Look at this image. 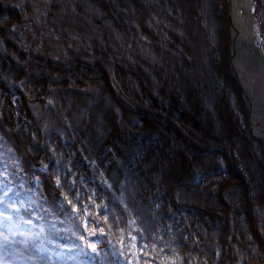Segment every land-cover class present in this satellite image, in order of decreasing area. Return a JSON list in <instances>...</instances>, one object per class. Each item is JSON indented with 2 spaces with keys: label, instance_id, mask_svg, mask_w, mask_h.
<instances>
[{
  "label": "rangeland",
  "instance_id": "obj_1",
  "mask_svg": "<svg viewBox=\"0 0 264 264\" xmlns=\"http://www.w3.org/2000/svg\"><path fill=\"white\" fill-rule=\"evenodd\" d=\"M141 1L146 3V0ZM141 1L106 0V4L103 5L100 0H0V10L12 7L17 11L11 16L16 25L10 29L7 35V39L12 45L0 46V59L4 58L5 65L11 68V59H24L27 52L24 50L25 48L23 49L17 44L23 40L24 31L29 27H35L34 32L39 30L42 34L46 53H36L35 60H32L31 63L36 62L38 56H42L45 61L62 66V69L70 64H80L79 67L85 69L86 63L92 66L98 65L92 60L98 56L109 71L117 74L115 73L117 66H125L126 62L120 59L110 61L98 42V39L104 37V31H102L104 28L94 27L92 29L89 26L88 29L87 25L89 24H86V16L91 14L94 16L90 18L91 22L102 24L105 27L110 24V21L106 16H100L101 9L114 11L125 8L132 15L131 28H133V20H135L141 28L146 27L149 34L147 36L133 34L130 28L122 29L118 21L119 36L124 39L119 42L134 51L142 49V51L134 53L136 57H139L141 64L156 68L163 75V69L154 66L153 58L149 56L151 54L148 52L145 41L149 38L150 45H152L151 19L148 17L144 21L142 8L146 5L142 6ZM167 1L161 0L162 3L159 5L154 1L150 4L152 7L158 5L161 8L159 13L163 21L164 39L170 41L175 33L171 27L173 20L170 14L162 11V6ZM178 1L180 4H177L180 11L178 16L192 14L194 2L202 5L204 21L201 23L205 29H211L213 38L221 49L216 55V61H212L211 53L206 51L208 46L201 36L205 49L198 50L194 39L195 55L190 59H184L185 63L193 62V60L198 61V66L193 74H198L205 81L203 86L205 95L202 102L208 109L207 119L209 122L206 128L209 130L220 129L219 137L217 136L220 140L215 139V143H217L215 147L209 146L210 150L217 149L213 152L222 157L220 158L221 166L219 165L218 168L223 167L231 170L236 168L237 172L240 171L239 168H261L260 176L263 177L264 152L259 143L264 145V142L254 136L249 120L250 112L247 109L243 91L232 73L230 50L232 21L228 0ZM255 3L257 6L255 26L260 38L259 47L264 54V0H255ZM132 5H134L133 8ZM176 11L177 9L172 7V15ZM1 14L0 11V17ZM26 15H29L28 19ZM220 15L221 18H219ZM3 17L2 20L5 22L10 20L7 15L6 19L5 16ZM104 23L107 24L104 25ZM96 29L102 31L99 36L95 35ZM109 37L111 34H107L105 40ZM35 43H37L36 40H31V45ZM26 45L31 48L30 43ZM106 58H108V62L105 60ZM94 67L100 68L99 65ZM99 71L97 72L99 73ZM117 75L120 80L122 76L125 81L114 84L117 88L115 91L111 86L110 79L107 76H102V79L98 81L99 89L90 86V95L103 100V103L114 105L116 111L125 116H132L125 133L126 138L130 141V137L133 135L129 132L136 125V118H142L136 113L133 115L126 112L123 105L134 109H145L149 105L145 101L146 105L140 107L127 100L125 83H127V79L133 80L132 82L136 80L133 77H128L122 70ZM100 76V74H94L93 78ZM172 78L174 76L168 74L167 78L164 76V80L162 78L160 82L166 89H178V87L169 86ZM136 86L139 87V83ZM77 89L78 87L71 90H64V88L59 91L53 90L40 96V99H36L35 102L29 103V106L33 109L40 106V109L34 110V114L39 116L41 108L50 110V106L57 105V100L60 97L66 100ZM93 101L86 102L85 107L88 105L95 109L96 106L90 104ZM103 109L100 108L102 114ZM26 111H28V120H21V123L22 130L25 128L24 136L30 147L21 141L19 136L17 139L9 133L8 138L0 130V185H3L5 192L15 199L16 203L10 204V211L12 214L25 217L28 234L32 239H35V242H28L23 236L6 234L5 241L20 243L19 249L29 260L39 263L34 249L50 245L52 254L49 258L53 264H264V215L262 214L264 200L257 207L258 199L255 198V210L243 213L248 205H240L235 211L227 207V202L220 206L210 203L213 200L212 195L217 197L219 193L218 187L214 186L215 183L210 186L195 184L192 189H184L182 184L179 186L182 189L176 188V191L172 190V193L187 192L192 203H181V200H175L173 197H158L157 192L152 193L148 186L144 192L141 185L144 179H141V173L135 176L137 186L136 190L134 189L135 192L133 190V197L118 195L111 188L108 190L111 192L105 191L93 182H83L77 186L76 179L68 172L65 173L63 168H58L54 161L46 163L43 159L42 153H44L43 148L47 144L46 141L53 139L52 131L49 130L48 125L51 114L47 117H35L31 115L29 108ZM162 113L164 117H172V109L169 106L164 107ZM44 114L49 113L45 112ZM156 117H159L158 113L150 110L149 115H144L143 118L152 120ZM29 120L32 121L29 122ZM228 123L237 130L235 135L230 133L231 128ZM192 135L200 137L197 140L200 143L203 138L209 143L212 142L210 135L202 133H193ZM245 135L246 140L244 139ZM15 144H18L21 149L18 150ZM205 144L207 143L205 142ZM64 146L66 147V144ZM143 146L146 145L140 142L138 151L142 155L144 149L140 147ZM195 146L205 149L198 142L195 143ZM230 151L237 153L244 167L239 165L238 160L232 158ZM192 153L200 155L193 159L195 161L193 166H197L196 164L201 160L211 161L214 157L207 152H199L198 149ZM175 159L174 156V161ZM39 168L50 169L43 172ZM195 169V173L189 177L192 180L198 176V167ZM56 171L62 176L57 177ZM208 174L207 178H215L214 175H210L212 171H208ZM241 175L242 177L246 176L244 173ZM92 176H94L93 172ZM179 177L183 178L184 175L180 173ZM230 177L228 184H234L231 194L245 195L248 185L245 186L242 180H235L234 172L230 173ZM225 180L228 181V179ZM200 188L205 189V192L199 191ZM261 188H264V182H261ZM140 189L142 194L139 193ZM199 193L206 195L197 197ZM141 196L144 198L143 201L140 199ZM4 197V194H0V201ZM161 202H164L167 211H162ZM146 217L155 219L151 224H147L145 223ZM180 219L186 220L188 225L186 230L177 225ZM196 219L201 221L200 226L196 224ZM188 232L192 233L190 234L192 238H189ZM183 238L189 239L187 246H183ZM93 244L95 251L91 247ZM1 245L4 247L0 258L6 260L3 256L11 252V249L6 243L0 242ZM13 246L16 245L13 244ZM78 251L79 253H76ZM66 253L75 254L73 259L79 261L70 263L71 258L63 255ZM181 256L184 257L181 258ZM11 262L24 264L25 260L12 257ZM43 264L51 263L44 262Z\"/></svg>",
  "mask_w": 264,
  "mask_h": 264
},
{
  "label": "trees",
  "instance_id": "obj_2",
  "mask_svg": "<svg viewBox=\"0 0 264 264\" xmlns=\"http://www.w3.org/2000/svg\"><path fill=\"white\" fill-rule=\"evenodd\" d=\"M100 1L103 5L106 4V0ZM153 1L158 5L162 3L161 0H146V3L141 1L142 6L146 5V7L142 8L144 21L148 17L151 19L150 34L152 35L151 39H153L152 45H150L149 38L145 42H147V49L151 54L149 56L153 58L154 66L163 69V75L160 74L158 69L141 64L139 57H136L134 53L140 52L142 49L134 51L119 42L124 41V39L119 36L118 21L122 29L130 28L133 34L136 33L142 36L149 34L147 28H141L140 24L135 20H133V28H131L132 15L125 8L114 11L101 9L99 12L100 16H106L107 20L110 21L108 25L104 23L105 27L102 24L91 22L90 18L94 17L91 14L86 16V24H89L87 25L88 29L89 26L92 29L94 27L104 28L102 30L104 31V37L98 39V42L110 61L113 62L120 59L126 62L125 66H117L115 73L120 74L122 70L125 71L128 77H133L136 80L132 82L133 80L127 79V83H125L127 100L140 107L144 106L145 101L149 105L145 109H134L123 105L126 112L133 115L136 113L142 118H136V125L129 132V134L133 135L130 137V141L126 138L125 133L129 119L132 116H125L123 113L116 111L114 105L103 103V100L90 95V86L99 89L98 81L102 79V76H107L110 79L114 91L117 89L114 84L125 81V79L121 76L120 80L119 75L109 71L108 67L103 64L98 56L92 59L100 66L98 69L94 67L98 65L92 66L88 63H86L85 69L79 67L80 64L66 65L62 69V66L45 61L42 56H38V60L33 62L34 64L31 63L32 60H35L36 53L46 52L40 31L34 32L35 27L26 25H22L23 27H29L28 30L23 32L22 41L24 42L21 41L17 44L23 49L25 48L24 50L27 52L24 59H9L12 68L5 65L3 57H1L3 58L2 60L0 59V130L9 138V132L6 128L8 126L17 133L21 141L30 147L26 142L27 140L24 136L25 128L22 130L21 123V120H28L27 108H29L31 115L35 117H47L51 114L48 125L49 130L52 131L53 139L46 141L47 144L43 148L44 153H42L43 159L46 163L54 161L58 168H63L65 173L68 172L69 175L76 179L77 186H80L83 182H93L105 191L111 188L118 195L123 194L126 197L127 195L133 197V190L137 186L135 176L141 173V179H144L143 184H141L144 192L148 186L149 190L152 193L157 192V196L160 198L164 196L173 197L175 200H181V203L191 204V198L187 192L183 191L179 194L175 192L173 194L172 190L176 191V188H180L179 186L182 184L184 189H192L195 184H207L210 186L215 183L214 186L218 187L219 193L217 197L212 195L213 200L210 203L214 206H220L227 202V207L235 211L238 206L244 204L248 205V207L243 213L252 212L255 210V198L258 199L257 207L264 200V188H261V182H264V173L262 174L263 177H261V168H239V172L236 171V168L232 170L223 167L218 168L221 166L220 158L222 157L217 156V153L213 152L217 149L210 150L209 146L215 147L217 144L215 139L220 140L218 138L220 129L209 130L206 128L209 122L207 119L208 109L202 102V98L205 95L203 91L205 81L198 74H193L198 66V61L193 60V62L185 63L184 60L185 58L190 59L195 55L194 39L197 45L199 44L198 50L205 49L201 38L199 40L196 39L192 28V20L198 21L197 16H200L202 22L204 21L202 5L194 2L192 14L188 13L181 16L175 13L172 15V7L180 13L177 7V4H179L178 0H168L162 6V11L170 14L173 20V26L171 25V27L175 33L174 37L168 41L164 39L163 21L159 13L161 8L158 5L152 7L150 3H154ZM131 7L133 8L134 5ZM0 11L2 13L0 17V46L12 45L8 41L7 35L10 29L16 25L11 16L17 11L12 7L4 8ZM6 15L10 19L7 22L2 20L3 16L6 19ZM28 17L29 15H26L27 19ZM219 18H221V15ZM102 31L96 29L95 35L99 36ZM107 34H111V37L105 40ZM31 35L32 37H30ZM201 35L208 46L207 53H211L212 61H216V55L221 49L217 46L211 29H206ZM31 40H36L37 43L31 45ZM27 43H30L31 48L26 45ZM108 58L105 59L107 62ZM135 71L137 72L134 73ZM94 74H100L101 76L93 78ZM168 74L174 76L169 86L178 87V89H166L163 83L160 82L162 78L164 80V76L167 78ZM138 83L139 87L136 86ZM74 87H78L75 93L66 100L60 97L56 106L49 105L50 110L41 108L39 116L34 114V110L40 109V106L34 107V109L29 106V103L35 102L36 99H40V96L46 95L53 90L59 91V89L62 90L63 88L64 90H71ZM135 92L136 94H133ZM89 100H94L90 104L96 106L95 109L90 108L88 105L85 107L86 102ZM166 106L172 109L171 118L164 117L162 113ZM101 107L104 108L103 114L100 113ZM150 110L157 112L159 117L152 120L144 119V115H149ZM45 112L49 114H44ZM25 113H27V116H25ZM228 124L231 128L229 130L230 133L235 135L237 130L231 127L230 123ZM28 126L30 125L28 124ZM193 133L210 135L212 142L209 143L203 138L200 143L197 141L200 137L193 136ZM244 139L246 140V135ZM140 142L146 145L140 147L144 149L143 155L138 151ZM196 142L205 149L195 146ZM64 144H66V147ZM15 145L18 150L21 149L18 144ZM259 146L264 152V145L259 143ZM195 149H198L199 152H207L209 155H214L213 160H208V162L201 160L196 164L197 166H193V164L195 165L193 159L200 156L198 154L193 155L192 152ZM230 152L232 158L238 160L239 165L243 166L237 153L235 151ZM174 156L176 162L174 161ZM197 167L198 176L195 180H192L189 177L195 173V168ZM49 169L41 170L47 172ZM208 171H212L210 175H214L215 178H207L209 175ZM92 172L94 176H92ZM231 172H234L235 180H242L245 186L248 185V191L245 195L231 194L234 186V184H228ZM180 173L184 175L183 178L179 177ZM241 173H244L247 178L246 176L242 177ZM55 174L57 177L62 176L57 171ZM225 179H228V181ZM199 191L205 192V189L200 188ZM139 193L142 194L141 189ZM205 195L204 193H199L197 197ZM140 199L143 201V196ZM161 203L162 211H167L164 202ZM262 214L264 215V210ZM154 219L146 217L147 221L145 223L151 224ZM195 222L198 226L202 224L198 219ZM177 225L185 230L188 227L186 220L182 219ZM190 234L192 233L188 232L189 238H192ZM16 235L23 236L28 242H35V239H32L28 234L25 220L22 227L17 229ZM182 242L183 246H187L189 239L183 238ZM17 244V247L13 246V242L8 244L11 252L7 253V259L10 261L12 257L21 260L26 259L19 249L20 244ZM37 257L41 256L37 253ZM24 264L28 263L25 261Z\"/></svg>",
  "mask_w": 264,
  "mask_h": 264
},
{
  "label": "bare ground",
  "instance_id": "obj_3",
  "mask_svg": "<svg viewBox=\"0 0 264 264\" xmlns=\"http://www.w3.org/2000/svg\"><path fill=\"white\" fill-rule=\"evenodd\" d=\"M253 3V0H238L235 12L237 13V18L235 14L232 16L234 23L237 24L239 29V37L234 42L232 73L239 82H241L242 77H246L247 81L250 82L252 88L246 87L250 93V97L246 98V101L250 112L251 127L254 136L264 142V54L259 47L260 39L255 21L253 24L254 33H251L249 13L253 9ZM256 8L257 6L254 8L255 16ZM175 14L178 15V11ZM197 20H192V28L196 39L199 40L202 36L201 33L206 29L201 23L200 16H197ZM115 105L118 107L117 104Z\"/></svg>",
  "mask_w": 264,
  "mask_h": 264
},
{
  "label": "water",
  "instance_id": "obj_4",
  "mask_svg": "<svg viewBox=\"0 0 264 264\" xmlns=\"http://www.w3.org/2000/svg\"><path fill=\"white\" fill-rule=\"evenodd\" d=\"M254 3H253V9H251V12L249 13V21H250V25H251V33H254L253 31V24H254V21H255V13H254V8L256 7V3H255V0H253ZM228 3H229V7H230V17H231V21H232V26H231V32H232V45L230 46V50H231V54H232V61L231 62H234V42L235 40H237V38L239 37V29L237 28V24L234 23L233 19H232V16L235 14L236 18H237V13L236 12V9H237V6H238V0H228ZM233 66V65H232ZM237 83L240 85L242 91H243V95L245 97V101H246V98H249L250 96V93L248 91V89L246 88L247 86L251 89V85H250V82L247 81V78L246 77H242L241 79V82H239L238 79H236ZM246 104H247V109L249 110V107H248V103L246 101ZM249 120H250V115H249ZM7 130L9 133H11V135H13L15 138L18 139V135L15 131H13L12 129H10L9 127H7Z\"/></svg>",
  "mask_w": 264,
  "mask_h": 264
},
{
  "label": "snow or ice",
  "instance_id": "obj_5",
  "mask_svg": "<svg viewBox=\"0 0 264 264\" xmlns=\"http://www.w3.org/2000/svg\"><path fill=\"white\" fill-rule=\"evenodd\" d=\"M0 202H2V201H0ZM92 249H93V251H95L96 249H95V245L93 244L92 246Z\"/></svg>",
  "mask_w": 264,
  "mask_h": 264
}]
</instances>
